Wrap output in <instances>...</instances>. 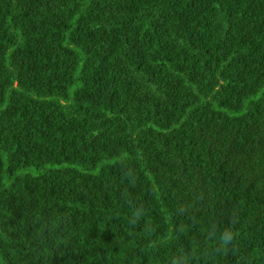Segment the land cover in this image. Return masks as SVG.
<instances>
[{
    "label": "trees",
    "instance_id": "trees-1",
    "mask_svg": "<svg viewBox=\"0 0 264 264\" xmlns=\"http://www.w3.org/2000/svg\"><path fill=\"white\" fill-rule=\"evenodd\" d=\"M0 264H264V0H0Z\"/></svg>",
    "mask_w": 264,
    "mask_h": 264
},
{
    "label": "rangeland",
    "instance_id": "rangeland-1",
    "mask_svg": "<svg viewBox=\"0 0 264 264\" xmlns=\"http://www.w3.org/2000/svg\"><path fill=\"white\" fill-rule=\"evenodd\" d=\"M54 168H55V169H62V168H66V167L55 166ZM75 168L78 169V170H82V169L79 168V167H75ZM22 172H23V171H19V172H17L13 177L5 176L4 183H5V184H8V183L11 181L12 178H15L16 176L21 175ZM88 173H90V174H95V170H94L93 172H88Z\"/></svg>",
    "mask_w": 264,
    "mask_h": 264
}]
</instances>
